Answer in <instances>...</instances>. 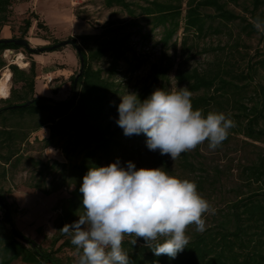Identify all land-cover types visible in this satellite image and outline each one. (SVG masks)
<instances>
[{"label":"trees","instance_id":"obj_1","mask_svg":"<svg viewBox=\"0 0 264 264\" xmlns=\"http://www.w3.org/2000/svg\"><path fill=\"white\" fill-rule=\"evenodd\" d=\"M13 1L0 0V31L9 24ZM229 3L243 5L251 21L257 16L264 19V0H103L107 9L118 8L125 12L131 22L129 26L145 21L151 26L150 32L162 29L158 44L164 49L171 44L174 52L177 51V42H173V38L182 29L185 33L181 43L182 56L193 53V47L188 44L189 33L197 38H206L212 33L221 34L230 24L236 23L237 26L241 23V30L247 36L258 33L252 22L229 9ZM32 16L38 29L48 30L36 15L32 13ZM31 28L32 20L24 19L21 35H27ZM118 34L113 27H103L100 34L69 40L79 69L80 59L83 60V69L76 84L74 80L79 72L69 78L74 98L59 102L40 97L36 92L38 65L34 56L43 53H33L12 42L0 44V70L9 69L12 83L9 97L0 99V179L5 181L9 175L14 177L27 163L30 168L29 188L50 196L63 188L74 187L70 198L60 208L61 215L55 221L56 234L51 238L49 250L24 237L15 227L18 234L26 239V242L19 241L4 219H0V264H64L56 254L68 249L76 255L70 237L62 234L60 229L66 223L76 221L83 211V194L79 191L83 176L90 167H101L119 156H126L129 149L124 138H147L143 133L125 136L117 124L119 112L115 97L120 91L114 76L118 64L129 52L127 42L132 36L131 33L122 37ZM149 36L147 33L143 38L149 39ZM10 40L24 39L11 37ZM58 43L54 40L45 48ZM20 50L30 58L27 70L7 65L3 58L7 53ZM233 51L240 54L237 46ZM234 52L231 50L226 59L214 60L201 71L197 68L184 70L185 60L182 59L176 65L174 78L179 86L188 87L191 91L193 109H202L206 115L210 111L225 113V108L232 105L236 110L233 115L235 125L240 130L242 128L245 138L251 144L264 145V84L254 90L258 101L249 106L243 99L258 72L264 70V55L253 62L242 57L237 59ZM106 57L110 58L109 68H95ZM140 64L136 63L135 68ZM175 64L163 51L158 62L150 66V73L138 95L141 101L150 97L157 87L168 91L164 83L169 84V74ZM51 93L56 95L57 89H51ZM42 128L48 130V137L41 141L35 139V142L42 151L50 148L59 150L65 163L25 154L23 147L30 146L29 136ZM229 140L230 134L222 144ZM180 159L186 167L190 166L188 152L181 153ZM242 176L249 186L259 185L260 192L232 203L216 227L193 235L175 259L155 256L144 246L142 239H138L135 245L131 243L133 239H124L122 248L128 253L131 264H264V148L250 165L243 168ZM0 195L12 219L11 208L1 187ZM0 211H3L1 207ZM69 264H74V261L70 260Z\"/></svg>","mask_w":264,"mask_h":264},{"label":"rangeland","instance_id":"obj_2","mask_svg":"<svg viewBox=\"0 0 264 264\" xmlns=\"http://www.w3.org/2000/svg\"><path fill=\"white\" fill-rule=\"evenodd\" d=\"M140 1L142 2V0ZM229 4V9L251 22L243 5L235 6L232 3ZM183 7H185V4H183ZM11 9L12 15L9 24L1 29L0 39L23 38L29 47L35 50L49 46L54 40L62 42L82 35L100 34L103 27L117 29L119 37L126 33H131L132 36L127 42L129 52L118 64L117 72L114 76L120 91L119 95L115 97L118 106L121 103V96L127 92L140 94L150 73L151 64L158 62L163 51L176 63L169 74V84L164 83L168 91L183 87L179 86L174 78L177 69L176 65L182 59L185 60L183 62L184 70L197 68L201 71L207 69V66L214 60L226 59L229 56L228 53L231 50L234 52L233 49L236 46L240 53L234 52L237 59L242 57L246 61L253 60L254 62L264 55V33L258 32L252 36H247L241 30V23L240 26H237V23L230 24L229 28L221 32V34L212 33L206 38H197L190 33L187 34V37H189L188 44L193 47V53L191 56H182L180 53L181 43L185 34L182 29L173 38V42H177V51L174 52L171 44L164 49L158 44L162 37V29L150 32L151 26L145 21L139 22L135 26H129L131 22L127 14L118 8L107 9L103 5V0H14ZM32 13L37 16L41 23L47 26L48 30L36 27V21H34ZM27 18L32 20V28L27 35L22 36V22ZM147 33L150 35L149 39H144L143 36ZM62 49H67L68 51L66 50L67 53H64L62 58H60L61 65H54L52 62H48L53 67L52 71L68 70L73 75L77 74L79 72V62L75 52L69 45ZM18 54H21L24 62L27 63L25 68L27 70L30 58L22 50L7 53L3 58L7 65H16L14 60ZM56 54L57 52L43 53L47 58H52ZM138 62H141V64L138 68H135ZM109 65L110 58L106 57L95 65V68L108 69ZM7 71L9 69L6 67L0 70V79ZM37 73V77H39V81L36 84L38 93L41 91L43 81L50 89L61 90V96L55 97L54 101H66L74 98L70 90L69 80L64 83L61 78L54 79L47 75L46 69H38ZM263 84L264 70H260L254 81L248 86V94L243 97L247 105L251 106L259 100L255 96L254 90ZM11 88L12 83L10 81L9 95ZM156 89H161V87ZM225 113L226 116L234 120L233 115L236 114V110L232 108V105L225 108ZM241 131L242 128L240 130L235 125L234 128L230 129L229 142L222 144L215 150H210L207 141H205L203 144L198 145L196 149L188 151L190 166L187 167L181 162L180 157L172 160L168 155H161L159 150L150 151L146 145L147 138L139 139L136 137L131 140L124 138V143L129 149L128 154L119 156L118 159H113L109 163H104L103 166L119 161L120 166L126 168L127 163L131 161L137 169L163 168L169 175L195 181L198 191L215 209L214 214L209 213L205 216L206 229L213 228L224 219L229 212L228 207L232 203L251 193L260 192L259 185H248L242 176V171L244 167L255 160L264 145L251 144ZM46 137H48L46 128L31 134L29 136L30 146L25 145L23 147L25 154L34 158L65 163V159L59 150L50 148L42 151L39 144L35 142V139L41 141ZM29 180L30 168L27 163H24L14 177L9 175L5 181L0 179V187L3 189L6 201L11 208L12 219L16 229L24 237L49 250L51 238L56 234L55 221L61 215L60 208L63 206L64 201L70 198V193L74 187L63 188L50 196H45L29 188ZM3 213L4 211H0V219L3 218ZM196 233L199 232L195 230V225L189 226L186 231V235L190 237ZM124 239H134V237L125 236ZM56 257L61 258L64 264H69L70 260L75 261L76 259L74 252L68 249L56 254ZM13 264L22 263L15 262Z\"/></svg>","mask_w":264,"mask_h":264},{"label":"clouds","instance_id":"obj_3","mask_svg":"<svg viewBox=\"0 0 264 264\" xmlns=\"http://www.w3.org/2000/svg\"><path fill=\"white\" fill-rule=\"evenodd\" d=\"M264 33V19L252 21ZM188 87L156 89L141 101L135 92L121 96L117 124L125 136L143 133L150 151L172 160L205 141L210 150L222 145L235 122L223 112L193 109ZM82 213L61 233L76 249L74 264H131L122 248L125 236L144 241L157 257L175 259L189 244V226L203 233L206 214L215 213L195 181L169 175L163 168H139L129 161L90 167L79 188ZM80 208V209H81Z\"/></svg>","mask_w":264,"mask_h":264},{"label":"crops","instance_id":"obj_4","mask_svg":"<svg viewBox=\"0 0 264 264\" xmlns=\"http://www.w3.org/2000/svg\"><path fill=\"white\" fill-rule=\"evenodd\" d=\"M66 50L67 49H62L61 51H58L57 54L52 58H47L43 54L35 55L34 60L38 65V69L39 70L46 69L47 73H48L47 75L51 76L54 79L61 78V80L64 81V83L67 82L69 80V78L73 75V73L71 71H68V70H59V71L54 70V71H52L53 67L50 64L52 62L54 65H61L62 62L60 61V58H62V55L64 53H67L68 50L67 51ZM48 62H50V63H48ZM72 62H74V61L72 60ZM70 68H72V67H70ZM38 81H39V77H37V79H36V84ZM36 92H37L38 96H40V97L50 98L53 100L55 99V97L57 98V97L61 96L60 95L61 90L57 89V94L53 95L51 93L50 87H48L46 84H44L43 81H42L41 91L38 93L37 88H36Z\"/></svg>","mask_w":264,"mask_h":264},{"label":"water","instance_id":"obj_5","mask_svg":"<svg viewBox=\"0 0 264 264\" xmlns=\"http://www.w3.org/2000/svg\"><path fill=\"white\" fill-rule=\"evenodd\" d=\"M8 42H12L15 45L22 46V47H24L27 50H31L33 53H47V52H49V51H51L53 49H60V48H63V47H66V46L70 45V41H62V42H59L58 44H56V45H54L52 47H49V48H41V49L35 50V49H31L29 47L28 43L26 41H24V40H10V39L0 40V44H6ZM82 69H83V60L80 59V69H79L78 75L76 76V78L74 80V84H76L78 77L81 75ZM0 207L4 211V213H3V219L8 224V226L10 228V231L13 234V236L16 239H18L19 241H21V242H26V239H24V237H22L21 235H19L18 232L16 231L15 226H14V223H13L11 217H10L9 210L5 206V204L3 203V200L1 198V195H0ZM49 264H52V263L49 262Z\"/></svg>","mask_w":264,"mask_h":264},{"label":"bare ground","instance_id":"obj_6","mask_svg":"<svg viewBox=\"0 0 264 264\" xmlns=\"http://www.w3.org/2000/svg\"><path fill=\"white\" fill-rule=\"evenodd\" d=\"M14 63L21 69L27 67V63L24 62L23 56L18 54L14 60ZM11 73L9 71L5 72L0 79V98L6 99L9 96Z\"/></svg>","mask_w":264,"mask_h":264}]
</instances>
